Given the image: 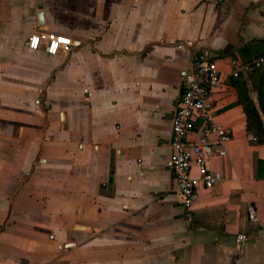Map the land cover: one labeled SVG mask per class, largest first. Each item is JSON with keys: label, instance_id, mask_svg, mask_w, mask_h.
<instances>
[{"label": "crops", "instance_id": "obj_1", "mask_svg": "<svg viewBox=\"0 0 264 264\" xmlns=\"http://www.w3.org/2000/svg\"><path fill=\"white\" fill-rule=\"evenodd\" d=\"M37 31L73 46L30 49ZM200 50L224 77L262 53L264 0H0V264H264V144L233 85L211 94L222 179L190 212L165 165Z\"/></svg>", "mask_w": 264, "mask_h": 264}, {"label": "built area", "instance_id": "obj_2", "mask_svg": "<svg viewBox=\"0 0 264 264\" xmlns=\"http://www.w3.org/2000/svg\"><path fill=\"white\" fill-rule=\"evenodd\" d=\"M26 44L33 50L43 47L54 55L60 50L67 52L73 41L53 32L37 31L27 38ZM219 60V56L205 50L193 53L190 66L181 77L171 120L170 153L165 165L172 173L174 190L186 212L192 209L201 188L209 190L222 179L219 171L209 168L208 161L227 154L231 131L215 122L219 110L211 94L225 91L230 80L242 72L264 65V51L248 60L227 56V77L218 66ZM250 218L254 219L252 210ZM236 239L243 242L246 236L238 234Z\"/></svg>", "mask_w": 264, "mask_h": 264}, {"label": "trees", "instance_id": "obj_3", "mask_svg": "<svg viewBox=\"0 0 264 264\" xmlns=\"http://www.w3.org/2000/svg\"><path fill=\"white\" fill-rule=\"evenodd\" d=\"M253 78L252 88L257 94V104L248 95L244 82L239 81L240 76L230 80V83L235 87L238 104L242 105L246 115V131L252 135L255 144H264V67L260 68ZM256 162L261 164L264 170V161L258 159Z\"/></svg>", "mask_w": 264, "mask_h": 264}, {"label": "rangeland", "instance_id": "obj_4", "mask_svg": "<svg viewBox=\"0 0 264 264\" xmlns=\"http://www.w3.org/2000/svg\"><path fill=\"white\" fill-rule=\"evenodd\" d=\"M264 67V65H261L259 67H254L252 69H249L247 71H244L241 73L240 75V78L239 81L240 82H244L245 84V87H246V91L248 93V95L254 100V102L257 104V94H256V91L252 88V84H253V81H254V74L260 70V68ZM237 92V91H236ZM38 98V101L43 104L44 102V97H37ZM237 99H238V96H237ZM236 103H239L238 101H236ZM240 105V104H239ZM241 108H242V111H243V107L241 105ZM244 113V111H243ZM245 115V113H244ZM262 119L264 120V118L262 117ZM245 120H246V115H245ZM264 122V121H263ZM245 125H246V122H245ZM247 132V131H246ZM248 133V132H247ZM250 134V133H248ZM79 228V226H78Z\"/></svg>", "mask_w": 264, "mask_h": 264}, {"label": "water", "instance_id": "obj_5", "mask_svg": "<svg viewBox=\"0 0 264 264\" xmlns=\"http://www.w3.org/2000/svg\"><path fill=\"white\" fill-rule=\"evenodd\" d=\"M38 21H39V24L43 23V18H42V14L41 13H39V15H38Z\"/></svg>", "mask_w": 264, "mask_h": 264}]
</instances>
